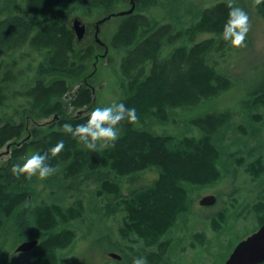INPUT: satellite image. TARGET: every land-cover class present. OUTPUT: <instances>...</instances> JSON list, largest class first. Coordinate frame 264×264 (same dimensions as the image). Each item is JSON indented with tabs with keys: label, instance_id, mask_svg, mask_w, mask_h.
I'll return each mask as SVG.
<instances>
[{
	"label": "trees",
	"instance_id": "obj_1",
	"mask_svg": "<svg viewBox=\"0 0 264 264\" xmlns=\"http://www.w3.org/2000/svg\"><path fill=\"white\" fill-rule=\"evenodd\" d=\"M126 1L7 0L1 7L0 16L2 12L4 18L0 19V53L7 51V56L12 57L30 44L45 55L34 85L21 93L26 98L20 109L21 117L31 114L29 117L37 119L60 115L47 127H33L28 133L33 138L21 145L17 139L27 129L25 121L17 122L0 115V150L11 143L10 156L0 167V233H3L0 239L10 238L17 230L25 239H39L30 251L44 264H59L58 251L76 242L78 235L71 223L84 212L83 200L77 198L69 207L55 200L37 204L28 199L35 194L32 182L37 177L17 179L10 169L14 164H22L32 154L49 152L60 140L64 141L63 150L48 161L61 171L60 184L66 192L79 193L84 183H98V194L113 197L111 210L124 214L120 221L121 237L132 242L128 250L132 254L129 264L140 256L146 257L148 264H172L168 259L172 242L164 238L179 218L189 212L190 187L213 184L224 177L225 155L229 153L225 149V132L235 129L229 128L232 122L229 110L209 112L196 118L198 133L190 129L175 136L165 131L157 132L156 127L150 125L152 120L167 122L171 112L177 108L190 107L231 87L232 79L210 58V53L223 49L220 48L222 44L227 45L222 32L228 19V1L201 7L197 13L190 9L188 13H191L193 22H188L185 32L178 31L177 35L183 40H191L195 33L209 32L220 39L204 34L199 42L189 45L185 41L170 49L164 57V47L177 31L174 22L160 21L146 13L162 5L164 0H136L137 11L135 9L132 14L123 16L111 38V45L123 54L121 73L125 88L119 102L136 109L138 123L122 121L118 125L120 133L115 145L97 152L88 150L63 132L64 123L73 126L84 123L90 113L89 108L98 107L90 80H84L95 47L93 44L84 47L77 44L70 20L75 15L92 18L109 13ZM129 3L131 7L130 0ZM257 7L264 15V3ZM175 17L179 18V15ZM105 46L109 48L108 43ZM9 67L10 63L6 66L5 79L0 81V104L6 100V81L12 77ZM77 80L81 83L71 93L70 103L79 110L87 108L88 111L69 116L65 111V99L72 83ZM247 103L245 108L250 110L251 117L246 125L252 130L249 133L241 125L238 130L244 131L243 137L250 135L261 149L237 155L230 151V154L254 183L261 184L257 198L245 208L246 213L240 214L241 217L255 214L261 226L264 223V137L261 134L264 126V78L251 92ZM252 117L258 119L256 122L261 124V128L256 127ZM155 167L159 176L151 184L123 192L125 176ZM116 244L118 246L120 242ZM8 260L2 264H8Z\"/></svg>",
	"mask_w": 264,
	"mask_h": 264
},
{
	"label": "rangeland",
	"instance_id": "obj_2",
	"mask_svg": "<svg viewBox=\"0 0 264 264\" xmlns=\"http://www.w3.org/2000/svg\"><path fill=\"white\" fill-rule=\"evenodd\" d=\"M6 1H0V11ZM219 1L223 0H164L162 5L146 12L160 21L172 20L174 22L177 31L174 33V38L166 43L163 51L164 57L167 56L170 49L184 44L185 41L192 45L199 42L205 35L207 37L214 35L209 32H198L191 38V40L195 39L194 41L183 40L177 36L178 31L185 32L189 25L188 22H193L192 19L190 20L191 13H188L190 9L197 13L202 9L201 7L213 6ZM232 2L248 13L252 25L251 31L242 47L234 48L227 43V45L220 46V48L224 47L220 51L210 53L212 62L232 79L231 87L190 107L177 108L174 112L172 111L173 113L171 112L172 115L167 122L152 120L150 125L153 128L156 127L157 132L165 131L175 136L190 129L194 133H198V126L194 121L196 118L209 112L229 110L232 114L229 128H235L225 132V137H227L225 149L229 153L225 155L224 177L213 184L190 187L189 212L183 214L177 224L165 235L164 239L172 242L168 250V259L172 264H224L237 244L254 233L260 226L255 214H245L246 217H241L240 214L246 213L245 208H248L257 198L261 184L258 186L257 183H254L245 172L244 167H238V162L233 160V157L241 153L246 154L248 150L261 149V145H258L250 135L243 137L244 131H241L240 128L238 130V126L241 125L249 133L252 130V127L249 130L246 125L251 115H249L250 110L245 108V104L248 102L251 92L264 78V15L258 7L252 6V0H232ZM8 4L10 3L6 5ZM129 7L130 3L127 0L115 11ZM15 10L19 11L18 8ZM105 14L83 18L88 25V30L81 39L78 40L75 31L77 44L80 47L88 44H93L95 47L84 80H90V87L94 88V97L97 98L95 105L98 104V107L108 106L114 100L119 102L124 96L125 88L121 73L123 54L111 45V38L123 16H114L101 24L98 31V29L96 30V21ZM176 15H179V18L175 17ZM2 18L4 15L1 12L0 19ZM185 20L186 22H184ZM73 23V19H71L70 25L73 26ZM214 36L220 39L218 36ZM98 38L108 43L109 48L106 49V46L102 45ZM14 59H16L15 62ZM43 60H45L44 53L36 51L30 44L23 46L12 57L7 56V51L0 53V81L5 79L6 66L9 63V68L12 70L11 80L6 81L8 92L4 104H0V115H4L5 118H13L17 122L25 121L27 129L22 137L17 139L20 141V145L23 141H30L33 138L32 135H28L33 127H47L48 124H52L60 117V115L57 117L56 114L37 119L29 117L32 116L31 114H28L26 118L21 117V106L26 103V98L21 93L28 86L34 85L39 65ZM80 83V80L74 81L71 91L66 95L65 111L69 116H75L79 111L70 103V97L71 93L78 89ZM249 104L251 103H247V105ZM89 109L91 112L92 108ZM251 119L252 121L255 119V122L258 121L253 117ZM260 125L259 122H256V127L261 128ZM261 134L264 137V126ZM230 151L234 153L233 156ZM9 156L10 151L7 152L6 146L3 147L0 150V167L4 165ZM61 175V171H56L49 177L52 181L48 178L40 180L37 177L36 181L32 182L35 184V188H33L35 199L33 195L28 197L29 200H33L37 204L55 200L67 207L71 206L77 198L83 200L84 212L71 223V227L75 228L78 235L77 240L73 246L58 251L59 264H129L128 261L132 254L128 250L131 249L129 247L132 242L130 239L124 240L121 237L120 221L124 214L111 210L110 204L114 201L113 197L109 198L107 195L98 194L97 189L100 186L93 182L84 183L83 189L79 193L66 192V188L59 182ZM158 176L159 170L156 167L148 168L133 176H125L123 192L128 193L132 187L151 184ZM206 195H215V203L202 205L200 200ZM221 211L224 212L220 213ZM11 228L12 226L9 229ZM2 235L3 233H0V237ZM24 240L26 239L20 236L19 230L14 231V235L10 238L0 239V264L8 259V264H44L43 261H38L33 257V251H15ZM118 242L120 244L117 246ZM112 252L121 254L122 258L111 257L109 253ZM123 255H125V260Z\"/></svg>",
	"mask_w": 264,
	"mask_h": 264
},
{
	"label": "clouds",
	"instance_id": "obj_3",
	"mask_svg": "<svg viewBox=\"0 0 264 264\" xmlns=\"http://www.w3.org/2000/svg\"><path fill=\"white\" fill-rule=\"evenodd\" d=\"M264 0H252V6L257 7ZM229 9L228 19L223 27L222 36L229 46L240 48L245 44L248 33L251 31V21L248 13L232 0L226 5ZM138 123L139 117L135 108L127 107L123 102L112 101L110 105L94 108L84 123L73 126L70 123L62 125L63 132L69 134L88 150L97 152L101 148L114 146L119 139L118 125L122 121ZM64 141H58L44 154L35 153L28 156L22 164H14L10 171L17 178L31 179L38 177L46 180L54 175L57 169L48 162L50 157H56L64 148ZM132 264H148L146 257L133 259Z\"/></svg>",
	"mask_w": 264,
	"mask_h": 264
},
{
	"label": "water",
	"instance_id": "obj_4",
	"mask_svg": "<svg viewBox=\"0 0 264 264\" xmlns=\"http://www.w3.org/2000/svg\"><path fill=\"white\" fill-rule=\"evenodd\" d=\"M136 8V0H131V7L128 9H121L120 11H111L103 15L100 19L96 21V26L98 25V30L100 29V24L112 19L114 16H126L134 12ZM73 29L77 32L78 39L85 36L87 32L88 25L86 21L80 15H75L73 18ZM100 40V39H99ZM102 44H105L101 41ZM85 110L80 109L78 114H83ZM17 143L20 144V141ZM11 144L7 146V152L10 151ZM216 201L215 195H206L201 200L202 205H211ZM37 243V240H24L16 248V252H24L32 250ZM111 257L116 259H121V255L118 253H109ZM264 263V223L251 235L242 239L233 252L230 254L229 258L224 264H262Z\"/></svg>",
	"mask_w": 264,
	"mask_h": 264
},
{
	"label": "bare ground",
	"instance_id": "obj_5",
	"mask_svg": "<svg viewBox=\"0 0 264 264\" xmlns=\"http://www.w3.org/2000/svg\"><path fill=\"white\" fill-rule=\"evenodd\" d=\"M136 6H137V4H136ZM135 9H136V8H135ZM134 11H135V10H134ZM97 29H98V28H97V26H96V30H97ZM87 30H88V28H87ZM99 30H100V29H99ZM99 30H98V31H99ZM74 31H75V30H74ZM98 31H97V34H98ZM76 33H77V32H76ZM86 33H87V32H86ZM86 33H85V35H86ZM77 37H78V35H77ZM98 39H100V38H98ZM78 40H79V39H78ZM99 41L101 42L102 40L100 39ZM102 42H103V41H102ZM104 43H105V44H102V45L105 46V45H106V42H104ZM64 49H65V48H64ZM107 49H108V47H107ZM62 50H63V49H62ZM69 113H70V112H69ZM9 144H11V143H9ZM26 240H37L36 245H37L38 242H39V239H37V238H35V239H34V238H32V239H26ZM36 245H35V246H36ZM120 255H121V254H120ZM121 258H122V255H121Z\"/></svg>",
	"mask_w": 264,
	"mask_h": 264
},
{
	"label": "flooded vegetation",
	"instance_id": "obj_6",
	"mask_svg": "<svg viewBox=\"0 0 264 264\" xmlns=\"http://www.w3.org/2000/svg\"><path fill=\"white\" fill-rule=\"evenodd\" d=\"M130 2H131V0H130ZM101 25V24H100ZM97 28H98V25H97ZM262 264H264V263H262Z\"/></svg>",
	"mask_w": 264,
	"mask_h": 264
}]
</instances>
